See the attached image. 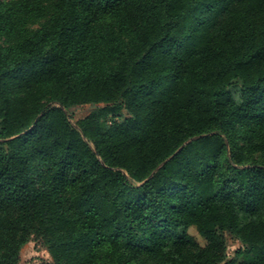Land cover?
I'll return each instance as SVG.
<instances>
[{
  "label": "trees",
  "instance_id": "16d2710c",
  "mask_svg": "<svg viewBox=\"0 0 264 264\" xmlns=\"http://www.w3.org/2000/svg\"><path fill=\"white\" fill-rule=\"evenodd\" d=\"M0 37V264H264V0H0Z\"/></svg>",
  "mask_w": 264,
  "mask_h": 264
},
{
  "label": "rangeland",
  "instance_id": "374dc122",
  "mask_svg": "<svg viewBox=\"0 0 264 264\" xmlns=\"http://www.w3.org/2000/svg\"><path fill=\"white\" fill-rule=\"evenodd\" d=\"M0 41L7 42L8 39L7 37H0ZM238 91L239 88L236 83L228 88V92L235 100L238 99ZM92 109L93 106L89 104L70 109L67 113L70 123L73 126H76V122L87 116ZM189 234L192 235L199 244H204V240L197 234L195 229L190 228ZM239 247L240 243L238 242V240H236L232 236H227V254L229 257H232L233 253ZM19 256L20 260L18 264H41L43 262L50 261V256L46 248L39 241L32 238L21 248Z\"/></svg>",
  "mask_w": 264,
  "mask_h": 264
}]
</instances>
